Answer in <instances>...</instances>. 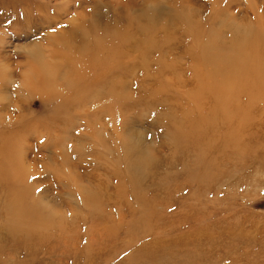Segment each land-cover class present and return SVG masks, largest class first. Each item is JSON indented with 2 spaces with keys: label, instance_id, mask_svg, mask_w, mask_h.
<instances>
[{
  "label": "rangeland",
  "instance_id": "1",
  "mask_svg": "<svg viewBox=\"0 0 264 264\" xmlns=\"http://www.w3.org/2000/svg\"><path fill=\"white\" fill-rule=\"evenodd\" d=\"M31 1L27 17L0 10V264H264V0ZM111 1L119 4H103ZM130 6L178 24L189 9L209 24L225 15L223 28L205 23L202 41L188 40L192 56L204 51L211 63L193 62L188 50L172 57L142 31L157 46L147 42L135 55L133 73H115L133 93L112 95L111 65L67 60L79 45L62 41L78 27L93 37L96 13L132 14ZM233 58L249 68L227 69L228 81L243 85L212 103L209 86L223 81L206 74ZM38 62L37 91L29 74ZM138 143L158 164L139 179L126 152Z\"/></svg>",
  "mask_w": 264,
  "mask_h": 264
},
{
  "label": "bare ground",
  "instance_id": "2",
  "mask_svg": "<svg viewBox=\"0 0 264 264\" xmlns=\"http://www.w3.org/2000/svg\"><path fill=\"white\" fill-rule=\"evenodd\" d=\"M102 1V0H101ZM32 2L31 0H0V5H5L3 6L2 8H0V10H4L6 7V13H11V15L13 16V14H17L18 15V11H13V9H21L25 15V17H27V14H29L30 16V13L32 11ZM129 4L131 6H135L134 4V0H128ZM101 3V2H100ZM118 3V1H111V2H107V3H103L104 5L106 6H112L113 4H116ZM192 2H189L188 3V6H192L193 4H191ZM119 4V3H118ZM21 6V7H19ZM130 6V8H131ZM39 12L42 13L43 8L41 7V5H37V7H35ZM11 9V10H10ZM133 8H131L132 10ZM134 13L132 14H128L127 12H125L124 10V13H119L118 16H112L111 18L109 17H105L104 14H102L101 12L100 13H96L97 16L95 17V20L92 21V24L89 23L87 25V29H89L93 34L94 36L93 37H88V34H86L85 32H83V28L82 27H78L77 29L73 30L72 33H71V36H68L66 37V41L63 40L62 43L63 45H65V47H70L74 44H78L79 45V49H77L78 52H80L79 54H75V53H71L69 55H71L69 57V59L67 60H71V58H73L74 60V55H78L79 58H76V59H79L77 62H80L83 61V63H87L90 64L89 67L91 66L92 69H100L102 68L101 66H108L109 64L111 65V68L110 70L113 71V77L109 76L110 78L108 79V82L106 83H112L113 84V89L111 90V94L114 95L115 97H119L120 95L122 96V93H127L128 95H131L132 90L134 89L133 87L129 86L130 84H126V83H118L116 80H117V76H119L120 74L121 75H126L127 72L128 73H133L134 71V66L132 65L133 63L136 62V58L134 59L135 55L138 54V52L142 51L143 48H145V46L147 45V42H149V44H157L156 42H153L152 43V40L150 39V37H144V38H140L138 35V33H141L142 31H153V33L155 34V36L157 38H160V41H163V48L165 51L169 52L172 51V52H175L176 54L175 55H171L172 57H182V56H186L185 54H183L182 52L184 51H187L188 50V54L192 56V51H191V48L189 49V39L192 41L195 40L198 41V40H201L202 41V38L205 36L203 35L204 32L207 31V28L206 25L208 23V25L210 27H212V29L210 30H216V29H221L224 27V23L227 22V20L225 19V15L223 14H219L218 16H216L215 18H212L210 19V24H209V19H205V23H204V19L201 20L199 19V16H197L193 11H191L190 9L188 10L189 13H187V15H185L183 18L184 20L182 21L181 24H178V20L175 19V18H170L169 21L166 20V22H164V17L163 16H157L155 18V16H151V15H141L139 13H137V9H133ZM139 14V15H138ZM156 15V14H154ZM29 18V17H28ZM46 17H43V20L45 19ZM181 20V17L179 18ZM47 22L46 23H51V22H48V19H45ZM231 22V21H230ZM85 24V23H84ZM231 24H234L231 22ZM83 25V24H82ZM197 25V27H195ZM207 25V26H208ZM216 27L215 29H213V27ZM229 26V25H228ZM231 26H229L230 28ZM235 27V26H234ZM85 29V28H84ZM234 29V28H233ZM231 28V31L233 30ZM229 31V30H228ZM230 31V32H231ZM237 33V32H236ZM178 34V35H177ZM183 34L185 35L184 36V39L183 41L181 39H175L177 36H179V38L181 36H183ZM197 34V35H195ZM216 37V36H215ZM153 38V37H151ZM178 38V37H177ZM171 42V43H170ZM211 40L208 41V42H204L203 45H204V48H205V51H209L211 52ZM157 46V45H155ZM198 47V46H197ZM224 47V46H223ZM221 47V50L222 48ZM82 48V49H81ZM227 48V47H226ZM71 49V48H70ZM156 49V47H155ZM177 49H180L181 51H177ZM230 50V49H228ZM83 51H86V54L87 56L86 57H82V54H83ZM147 51V50H146ZM73 52V51H72ZM241 52V51H240ZM224 53V52H223ZM85 54V55H86ZM152 54V53H151ZM160 54V53H158ZM206 53L204 51L201 52V55L198 57V58H192L191 60L195 63H202L203 65L206 64L207 62L211 63L212 61V56L211 54H208V55H205ZM213 54V53H212ZM170 55V54H169ZM153 56V55H152ZM160 56V55H159ZM158 56V57H159ZM219 56V55H218ZM218 56L216 55V58H218ZM225 56V54H224ZM226 56H227V53H226ZM229 56V54H228ZM227 56V57H228ZM55 57V56H54ZM145 55H143L142 57H138V61L140 60H144L146 61V59L144 58ZM235 57V56H234ZM237 57V56H236ZM260 57V56H259ZM60 58V57H59ZM83 58V59H81ZM160 58V57H159ZM158 58V59H159ZM252 58V56H251ZM132 59V63L131 65H127L125 66V60H131ZM184 59H187L189 60L188 58H184ZM219 59V58H218ZM171 57H170V61L169 63L171 62ZM220 60V59H219ZM259 60V58H258ZM190 61V60H189ZM242 63H239L238 60L235 61V59H230V60H227L225 63H227V66L226 67H222L220 68V71H216V74L215 72H207L206 76H211L213 77L214 80L217 81V78L221 79L223 81L220 82V83H211L210 84V88H209V93L210 94V97H211V101L213 99H221V97L225 96V93L227 91H232V86H233V83H238V84H242L240 83V81H228L231 79L230 76L233 77V75H229V72L232 68V66H235L236 67V72H234L233 74L236 75H239V71L240 70H246L248 67V65L244 62L246 60H241ZM240 61V62H241ZM161 62H163V60H161ZM231 62H238L239 64L237 63H234L232 64ZM259 62V61H258ZM41 62H38V64L36 66H33L31 71H30V76H33L34 75V80L33 78H29V80H33V84H34V89H36L37 91L39 90L40 88V85H41V79H42V67L40 64ZM187 63V62H186ZM190 63V62H189ZM164 64V63H163ZM177 64V63H176ZM182 64V63H181ZM232 64V65H231ZM85 66V67H88V66ZM186 65V64H185ZM131 66V67H130ZM148 66V65H147ZM151 66V65H150ZM254 66V65H253ZM88 67V68H89ZM200 67V66H199ZM208 68V67H207ZM254 68V67H253ZM91 69V70H92ZM227 69H229V72H227ZM136 70V69H135ZM179 71V69H177ZM250 70V69H249ZM254 70V69H253ZM251 70V71H253ZM85 71V70H84ZM137 71V70H136ZM181 71H184V70H181ZM262 71V69L260 70ZM177 72V71H176ZM115 73L119 74V75H116ZM186 75L188 72H186ZM44 74V73H43ZM48 74V73H47ZM176 74V73H175ZM211 74V75H210ZM242 74V73H241ZM134 75V74H133ZM179 75V74H178ZM182 75V74H181ZM255 75V73H254ZM165 76H167L165 74ZM131 77V76H130ZM180 77V76H179ZM194 77V76H193ZM196 77V76H195ZM237 77V76H236ZM133 79H135L134 77H132ZM177 78V77H176ZM182 78V77H181ZM197 78V77H196ZM222 78H225V79H222ZM264 78V77H263ZM27 79V78H26ZM131 79V78H130ZM175 79V78H174ZM180 79V78H179ZM198 79V78H197ZM132 80V79H131ZM136 80V79H135ZM193 80V79H192ZM196 81V80H195ZM194 81V83H195ZM200 82V79L198 80ZM208 81V80H206ZM225 81V82H224ZM244 81V80H243ZM246 81V80H245ZM29 82V81H28ZM131 82V81H130ZM148 82V80H147ZM178 82V81H177ZM181 82V81H180ZM202 82V80H201ZM26 83V82H25ZM193 83V82H192ZM193 83V84H194ZM27 84V83H26ZM179 84V83H178ZM22 85L25 87V85L22 83ZM29 85V84H28ZM166 85V84H165ZM177 84H175L176 86ZM243 85V84H242ZM241 85V86H242ZM27 86V85H26ZM178 86V85H177ZM181 86V84H180ZM192 86V85H191ZM247 86L248 84L246 83L244 85V87L247 89ZM104 87V86H103ZM251 87V85H250ZM132 88V90H131ZM194 88V86H193ZM122 89V90H121ZM201 89V88H200ZM251 89V88H250ZM118 92V93H114V91ZM203 90V89H202ZM195 91V90H194ZM247 91V90H246ZM197 92V91H196ZM203 92V91H202ZM234 92V91H232ZM192 93V92H191ZM198 93V92H197ZM255 93V91H254ZM110 94V95H111ZM193 94V93H192ZM200 94V93H199ZM207 94V92L205 93ZM228 94V93H227ZM111 95V96H112ZM194 95V94H193ZM193 95H192V99H193ZM232 95V93H231ZM200 96V95H199ZM197 96L195 95L194 98H196ZM203 97V95H202ZM227 97V95H226ZM234 97V96H233ZM167 99V98H166ZM198 99V98H197ZM196 100H194V103H195ZM199 101V100H198ZM170 102V100L168 101ZM197 102V101H196ZM200 102V101H199ZM202 103V101L200 102ZM213 103V101H212ZM251 104V103H250ZM249 104V105H250ZM253 104V103H252ZM255 104V103H254ZM174 105V104H173ZM198 105V104H197ZM201 105V104H200ZM199 105V106H200ZM211 105V103H210ZM195 106H196V103H195ZM215 106V105H213ZM222 106V105H221ZM252 106V105H251ZM204 108V107H203ZM249 108V106H248ZM254 108V107H252ZM210 109V107H209ZM212 109V108H211ZM211 109H210V112H211ZM240 109V107H239ZM250 109V108H249ZM256 109V108H255ZM251 110V109H250ZM254 110V109H253ZM197 113H198V110H196ZM216 111V110H215ZM257 111V110H256ZM180 113L182 111H179ZM194 112V111H193ZM192 112V113H193ZM216 112H219V111H216ZM238 112V110H237ZM260 112V111H259ZM196 113V114H197ZM220 113V112H219ZM218 113V114H219ZM244 113V111H243ZM185 113L182 114V116H184ZM195 114V113H194ZM217 114V113H216ZM228 114V113H227ZM257 114V113H256ZM226 115V114H225ZM261 115V113H260ZM263 115V114H262ZM218 116V115H217ZM186 118H188L187 116H185ZM184 117V119H185ZM242 116H240L239 119H241ZM178 118H180L178 116ZM177 118V119H178ZM219 118V117H218ZM222 119V117H221ZM220 119V121H221ZM249 120V123H250V119H249V116L247 118ZM181 120L178 119V121ZM194 120V119H193ZM211 123L212 124V119H210ZM219 121V123H220ZM243 121V119H241V122ZM180 122V121H179ZM245 122V121H244ZM201 123V122H200ZM223 123V122H222ZM182 124V121L181 123ZM190 125L192 123H189ZM221 124V123H220ZM242 124V123H241ZM218 125V122L217 124ZM224 125V124H223ZM4 127V124H1L0 122V128H3ZM211 127V126H210ZM217 127V126H216ZM224 127V126H222ZM190 128H193V127H190ZM215 128V127H214ZM219 128V126H218ZM128 129V128H127ZM131 130V129H130ZM202 130V129H201ZM211 130V129H210ZM216 130V129H215ZM222 130V128H221ZM212 131V130H211ZM211 133V132H210ZM222 133V132H221ZM130 135V134H129ZM174 136V135H173ZM131 137V136H130ZM208 137V136H207ZM142 138V137H141ZM175 138V137H174ZM191 138V136H190ZM193 138V137H192ZM223 138V136H222ZM235 138V137H234ZM194 139V138H193ZM237 138H235L236 140ZM188 140V139H187ZM207 140V138H206ZM238 140V139H237ZM189 141V140H188ZM219 141V138L217 140V143ZM142 142V141H141ZM194 142V141H193ZM204 142V141H203ZM216 141L214 140L213 143H215ZM181 143V142H180ZM187 143V142H186ZM233 143V141H232ZM183 144V143H182ZM188 144V143H187ZM209 144V142H208ZM234 144V143H233ZM232 144V145H233ZM240 144V143H239ZM184 145V144H183ZM203 145V144H202ZM227 145V144H226ZM242 145V143H241ZM179 146V145H178ZM198 146V145H197ZM210 146V144H209ZM221 146H223L221 144ZM238 146V145H237ZM245 146V145H244ZM194 147V146H193ZM205 147V146H204ZM240 147V146H238ZM195 148V147H194ZM198 148V147H197ZM195 148V149H197ZM245 148V147H244ZM204 149V148H203ZM241 149V147H240ZM199 150V149H198ZM236 151V147H235V150ZM251 151V150H250ZM126 152H127V155H128V165H129V169H130V174H132L134 176V178H140L142 174L144 173H147V172H150L152 171L153 173L156 172V170L158 169V164L157 162L154 160V154L152 152V149L148 152H145L144 150L141 149V146L140 144H134V145H130V146H127L126 148ZM240 152V151H239ZM156 153V151H155ZM158 153V152H157ZM174 154V153H173ZM199 154V153H198ZM197 154V155H198ZM114 155V153H112V156ZM202 155V154H201ZM231 155V154H230ZM198 157H200L198 155ZM224 157V156H223ZM228 157V156H227ZM233 157V156H232ZM235 157V156H234ZM233 157V158H234ZM204 158V156L202 157ZM211 158L213 159L214 156ZM210 158V159H211ZM236 158V157H235ZM252 158V157H251ZM255 158V157H254ZM219 159V158H218ZM221 159V158H220ZM238 159V158H236ZM235 159V160H236ZM199 160L201 162H203V160H201L199 158ZM214 160V159H213ZM223 160V159H222ZM221 160V161H222ZM225 160V159H224ZM223 160V161H224ZM247 160V159H246ZM239 161V160H237ZM179 162V160H178ZM210 162V160H209ZM227 162V161H226ZM235 162V161H234ZM222 163V162H220ZM237 163V162H236ZM241 162H238V164H240ZM177 164V163H176ZM200 164V163H199ZM213 164V163H212ZM215 164V163H214ZM223 164V163H222ZM221 164V165H222ZM229 164V163H228ZM200 165H203V164H200ZM224 165V164H223ZM227 165V164H226ZM231 165V164H230ZM229 165V167H230ZM223 167V166H221ZM226 167V166H224ZM202 168V167H201ZM223 171L226 170L224 168H222ZM3 172L6 174H10L9 172V169L7 166H4V163H3V168H2ZM202 170V169H201ZM128 171V170H127ZM128 173V174H129ZM223 173V172H222ZM203 174H204V171H203ZM206 174V172H205ZM130 178L131 176L128 175ZM149 176V174H148ZM147 176V177H148ZM145 178V179H148V178ZM133 179V178H132ZM131 179V180H132ZM128 180V179H127ZM133 181V180H132ZM80 182V181H79ZM134 182H137V181H134ZM137 184V183H136ZM139 186V185H137ZM135 187V186H134ZM103 189H106V186L103 185L102 186ZM132 190V189H131ZM138 190V189H136ZM92 191V190H91ZM135 192V190H132ZM85 192V191H84ZM101 194V193H100ZM103 194V193H102ZM106 196V195H105ZM117 199V198H116ZM137 200V199H136ZM114 203V202H113ZM14 224V223H13ZM10 229V227H9ZM5 231V230H4ZM6 232V231H5Z\"/></svg>",
  "mask_w": 264,
  "mask_h": 264
}]
</instances>
